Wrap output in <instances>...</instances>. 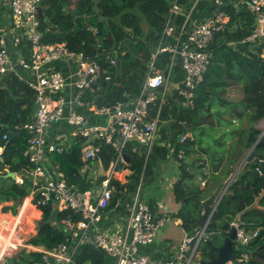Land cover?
<instances>
[{
  "label": "trees",
  "instance_id": "1",
  "mask_svg": "<svg viewBox=\"0 0 264 264\" xmlns=\"http://www.w3.org/2000/svg\"><path fill=\"white\" fill-rule=\"evenodd\" d=\"M180 1L190 6L193 0ZM211 2L202 0L200 8L209 7ZM70 3L71 0L42 1L43 16L40 17L39 28L44 33V40L64 43L70 50L84 52L112 71V80L102 82L100 89L89 97L98 106H111L117 101L136 97L161 40L171 0H77L73 7ZM198 16L195 12L193 18L199 19ZM232 18L230 26L242 21L243 27L216 34L210 46V65L197 89L195 107L187 108L176 91L168 92L162 106L159 101L153 106L152 115L161 106V139L148 156L144 148L139 152H133L131 147L126 150L129 161L127 178L123 182L115 181L118 191L109 209H114L121 199L126 201L129 197L127 193L136 192L140 182H151L156 166L170 153L179 159L181 151L186 155L202 151L211 158V183L207 182L203 188L195 186V174L186 168L184 158L180 159L182 170L174 184V198L180 207L172 217L180 219L181 226L189 233H194L208 222L207 232L211 236L199 247L200 261L217 255L233 220L238 219L248 228H259L258 236L248 247L237 249L236 258H241V252L247 251L249 258L238 264H264V128L259 127L264 121V57L251 51L253 45L241 43L253 30L254 15L250 11L237 13L232 8ZM183 20L184 17H180L177 23ZM118 47L120 53H125L119 54L118 65L112 66L107 55ZM20 49L29 57L30 46L26 40H23ZM169 60V53H160L156 63L164 68ZM174 70L173 81H181L183 71L179 66ZM235 84H241L244 93L237 105L223 98L228 88ZM35 108V91L24 79L16 72L0 76V145L4 147L3 161L0 160V202H17L29 195V179L20 185L16 181L11 182L12 178L6 175L8 169L21 173L28 168L25 150L29 133L26 130L13 131V128L15 124L30 121ZM224 114H229L228 122H224ZM238 117L250 121V124L243 129L223 127L235 125L234 119ZM198 128L207 141L198 139ZM188 132H194L195 137L188 136L181 141L180 136ZM5 133H8V139L3 138ZM236 135L238 139L229 145L228 140ZM96 143L102 145L99 157L105 173L116 158V151L101 140ZM81 145L75 143L65 153L52 155L70 183L82 182L79 172L83 165ZM86 185L83 184L84 187ZM226 187L224 195L218 197L215 210L213 206H203L215 190ZM150 207L154 214L159 213L156 203L151 202ZM9 208L4 206L2 209L8 212ZM53 209L52 204L42 207V219H47ZM66 218L78 220L80 215L70 210L58 211L57 223H39V232L31 238V242L52 247L65 241L70 233L57 224ZM39 258L40 253L31 252L21 260L32 264ZM76 260L77 264H113L112 258L94 244H82Z\"/></svg>",
  "mask_w": 264,
  "mask_h": 264
},
{
  "label": "built area",
  "instance_id": "2",
  "mask_svg": "<svg viewBox=\"0 0 264 264\" xmlns=\"http://www.w3.org/2000/svg\"><path fill=\"white\" fill-rule=\"evenodd\" d=\"M42 1L0 0L1 8H4L0 10V76L11 72L18 74V69L22 70L21 78L36 94V108L31 120L15 124L13 128V131L29 133L25 150L29 165L26 171L15 172V181L21 185L29 179L30 192L25 200L38 209L52 204L57 211L70 210L80 218L62 220L63 228L70 232L65 241L52 247L37 245L31 239H24L27 233L24 200L17 213L11 216L13 220L3 217L9 223L0 222V264H9L21 248L27 254L40 253V258L32 264H77L76 257L82 244H94L103 249L115 259L113 264H201L197 259L199 247L211 235L207 232L208 222L194 233L186 231L181 244L175 248L176 255L159 261L140 252V247L154 242L160 228L171 220L167 209L162 215L154 214L150 205L141 199V184L127 203L125 223L108 224L109 206L118 191L115 181L121 179L119 174L128 166L126 150L131 147L133 152H139L144 148L149 154L160 141L161 106L168 92H178L187 108L195 107L197 89L210 65V46L216 34L243 27L242 21L230 26L232 8L237 13L250 11L255 17L252 32L241 43H249L253 48L264 43V0H212L211 5L204 8H200L202 0H193L190 6L180 0H171L163 34L148 65L141 91L136 97L117 101L111 106H98L89 97L100 89L102 82L112 80V71L98 59L70 50L64 43L46 42L39 28L38 9ZM76 1L71 0L70 6L73 7ZM195 12L199 19L193 18ZM7 13L8 21L3 24L2 16ZM180 17L184 20L178 24ZM23 40L30 46L29 57L20 49ZM124 53H120L118 47L107 55V60L117 66L119 54ZM160 53L170 54L164 68L156 63ZM257 55L264 57V47ZM176 66L184 74L178 82L172 79ZM64 67L68 68L67 73ZM158 101L161 106L152 115ZM75 106L88 107L93 114L105 117L106 122H90ZM62 124L70 126L71 130H64ZM186 137L181 135L180 140L184 141ZM3 138L8 139V133ZM97 140L111 145L116 151V158L102 180L99 157L102 145L97 144ZM74 142L82 144L83 165L79 172L84 179L81 183H70L60 163L52 159V155L70 150ZM3 150L0 145L1 161ZM83 184H87L86 187ZM231 226L237 229L238 249L248 247L259 234V228H248L239 220ZM248 254L242 251L241 258H236L237 264L248 259Z\"/></svg>",
  "mask_w": 264,
  "mask_h": 264
},
{
  "label": "crops",
  "instance_id": "3",
  "mask_svg": "<svg viewBox=\"0 0 264 264\" xmlns=\"http://www.w3.org/2000/svg\"><path fill=\"white\" fill-rule=\"evenodd\" d=\"M8 17H9L8 13L6 15L2 16V23L3 24H5L8 21ZM263 47H264V43H262L261 45H258L257 47L255 46L253 49H256V50L252 49V52L253 53L255 52L256 54H258L259 52L262 51ZM17 72H18V75L21 77L22 70L18 69ZM64 72L67 73L68 68L64 67ZM238 102L234 103V105L235 104L237 105ZM75 108L78 110V112L85 115L90 120V122H92V123L104 124L106 122L105 117H103L101 115L93 114L88 109V107L75 106ZM239 109L242 110V107L239 106ZM213 114H215V110H214ZM227 115H228V118L226 119ZM213 117H210L209 119H212ZM223 118L225 120L224 122H228L230 116H229V114H224ZM234 120H235V123H234L235 125H227V126L224 125L223 127L231 128V129H233L235 127H241L243 129L244 127H247L250 124V123H247L246 120H243V117H238ZM244 121L247 123V125H246V123H244ZM207 123H209V122H207ZM215 124L217 126L219 125L218 122L217 123L215 122ZM263 124H264V121H262L260 123L259 127H261ZM63 129L66 131H70L71 127L65 126ZM187 134L189 135V137H192V138L195 137L194 132H188ZM183 135H185V134H183ZM197 136H198V139L204 138V140L207 141L206 137H204V136L202 137L201 129H199L197 131ZM236 136H238V135H236ZM236 136L234 139L228 140L229 145L234 143V141H236L238 139V138L236 139ZM149 154L146 153V156H148ZM183 156H179V159H178V158H175L172 154V156H170V157L168 156L166 160H163V161L161 160L155 168L153 180L149 183L148 182H144V183L140 182L141 190H142L141 199L149 205L151 202L156 203L157 211L159 212L158 215L164 214V209H167V211L171 215L170 221L173 222L172 224H170L168 226H166V223H165L160 228L158 235H157L154 242H152L148 246L140 247V252L147 254V255H150L153 259H156L159 261H164V260L166 261V260L172 258L173 256H175L176 255L175 248L181 244L185 234L187 233L184 230V228L181 226V220L176 219L175 217H172V214H174L180 207V204H178L174 198V184L177 181V179L179 178L181 170H182V168L180 166V164H181L180 159H183L184 158ZM207 157L208 158H204L202 160L195 158L194 160H192L190 162L186 161V159H185L186 166H187L186 168L188 170H190L191 173L195 174V176H196V178L194 180L195 186H197V185L201 186L200 183L196 181L198 177H201L203 180H206V182H208L209 185L211 183V179H210L211 174L210 173H212L211 172L212 164H211V158L208 155H207ZM127 161H128V158H127ZM175 161L177 162L178 166L176 167V169L172 170L171 169L172 165L171 164L168 165V164L170 162L174 164ZM200 165H203V166L200 167ZM127 168H129V161H128ZM109 169H110V167L107 170H109ZM107 170L104 173L102 171V168H100L101 180L106 177L105 174H106ZM7 171H9V169ZM127 174H128V169H126L125 172L120 173L119 174V176L121 178L120 181H125L127 178ZM204 174H206L207 176H205ZM81 178H82L81 180L84 179L83 176H81ZM211 187H214V186H211ZM138 189H139V187H138ZM225 189H227V187ZM216 191L217 190H215L214 193ZM169 193H172V195L170 196ZM127 195L129 196V198L127 197V201H125L124 199L123 200L121 199V200H119L117 206L114 209H111V213H109V216H110L109 219L110 220H108V224L110 223V225H113L111 223H115L114 225H117V224L125 223V220H127L126 219L127 203L129 202L130 198L132 197V193H131V195L129 193H127ZM28 205H29V203H27L25 201L24 208H27ZM30 205H31V207H29V209L27 210V218L32 219V222H34V223H35V221L41 223V220H43L42 219V210L38 209L33 204H30ZM4 206H8L10 208L17 209V211H18V207H19V205H17V203L14 201L0 202V213H3V215H9L10 217L14 214L13 211L3 212L2 208ZM215 209L216 208H214V210ZM237 220L238 219H235L232 222L237 221ZM0 222L8 223L9 221L3 219V216H2L0 218ZM56 223H57V220L53 224H56ZM26 227H27V229H29V227H30V224L28 222H26ZM179 227H181L182 230H179L178 229ZM179 231H182V233H179ZM38 232H39V229H38ZM18 258L19 257L15 256L14 258H12L10 260L9 264H29V263H26L25 261H22L21 260L22 257H20L19 259ZM197 259L199 260V254H198ZM232 264H234V263H232Z\"/></svg>",
  "mask_w": 264,
  "mask_h": 264
},
{
  "label": "water",
  "instance_id": "4",
  "mask_svg": "<svg viewBox=\"0 0 264 264\" xmlns=\"http://www.w3.org/2000/svg\"><path fill=\"white\" fill-rule=\"evenodd\" d=\"M39 16H43V7L40 6L39 9ZM14 134V132H13ZM126 157L128 158V155L126 154ZM6 177H11L12 179L16 178V173L13 171H8ZM226 192V189L223 190H217L211 197L206 199L203 202V206L205 208L213 206L216 208L218 206V197L223 196ZM25 200V197H22L19 201H17V205H21ZM58 211L56 207H54L51 215L44 220H41V224H53L57 220ZM70 233V232H69ZM237 229L236 227L232 226L229 234L225 237L224 242L219 246L217 255H212L209 259H205L201 261V264H229V262H232L234 264H237L236 260V251L238 249L237 247Z\"/></svg>",
  "mask_w": 264,
  "mask_h": 264
},
{
  "label": "rangeland",
  "instance_id": "5",
  "mask_svg": "<svg viewBox=\"0 0 264 264\" xmlns=\"http://www.w3.org/2000/svg\"><path fill=\"white\" fill-rule=\"evenodd\" d=\"M0 4H1V2H0ZM144 27L147 28L146 25H144ZM242 88L243 87H242L241 84H235V85L230 86L228 88V90H227L228 92L226 93V95H224L223 98L228 99V100H230V101H232L234 103L240 101L243 98V96H244ZM227 118H228V115L226 116V119ZM246 122L247 123H250V121H247V120H246ZM246 122L244 121V123H246ZM247 123H246V125H247ZM61 126L64 128L65 126H67V124H62ZM261 128H264V124L261 126ZM184 136H187L188 137L189 135L188 134H185ZM237 138H238V136H236V139ZM245 155H247V154H245ZM168 156L169 157L172 156V153H170V155H168ZM180 156H183L184 157V160L186 159V161H189V162L192 161V160H194L195 158L201 159V160L204 159V158H208L207 155L204 154L201 151H199V152H192L190 155H186V154H184V151H181ZM170 164L172 165V168H171L172 170L176 169V167L178 166L176 161L174 162V164L170 162L168 165H170ZM14 181H15L14 179L11 180V182H14ZM196 181L200 183V185L202 186V188L204 186H206V183H207L206 180H203L201 177H198ZM223 189H221V190H223ZM169 194H170V196L172 195V193H169ZM29 207H31L30 203H29L28 207L25 209L24 216H23L24 217V221L25 222H28L30 224L29 229L28 230L26 229V232L27 233L24 234L25 241H29L33 237V235H35V234L38 233V229H39V222L35 221V223H34V222H32V219L27 218V210L29 209ZM8 211H13V213H17V209H13V208H9ZM2 216L5 217V218H8L10 220H13V218H11L9 215H3V213H0V218ZM172 223L173 222L169 221V222L166 223V226H168V225H170ZM57 225H59V226L62 227V222L58 223ZM178 229L179 230H182L181 227H179ZM179 233H182V231H179ZM26 254H27L26 251L23 248H21L20 251L18 252V254L16 255V257H19V258L20 257H24V255H26ZM111 258H112V261L114 263L115 262V259L113 257H111Z\"/></svg>",
  "mask_w": 264,
  "mask_h": 264
},
{
  "label": "bare ground",
  "instance_id": "6",
  "mask_svg": "<svg viewBox=\"0 0 264 264\" xmlns=\"http://www.w3.org/2000/svg\"><path fill=\"white\" fill-rule=\"evenodd\" d=\"M26 202L28 203V202H29V200L27 199V200H26ZM8 223H9V222H8Z\"/></svg>",
  "mask_w": 264,
  "mask_h": 264
}]
</instances>
